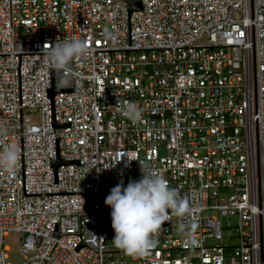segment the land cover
I'll list each match as a JSON object with an SVG mask.
<instances>
[{
	"label": "built area",
	"instance_id": "built-area-1",
	"mask_svg": "<svg viewBox=\"0 0 264 264\" xmlns=\"http://www.w3.org/2000/svg\"><path fill=\"white\" fill-rule=\"evenodd\" d=\"M139 1L0 0V146L18 161L0 171V264L7 233L33 253L22 264H264V0ZM70 38L88 52L51 69L45 50ZM138 162L190 213L130 257L104 200Z\"/></svg>",
	"mask_w": 264,
	"mask_h": 264
},
{
	"label": "clouds",
	"instance_id": "clouds-1",
	"mask_svg": "<svg viewBox=\"0 0 264 264\" xmlns=\"http://www.w3.org/2000/svg\"><path fill=\"white\" fill-rule=\"evenodd\" d=\"M87 52L86 44L80 39H57L45 50L43 62L53 70L62 71ZM121 115L135 123L141 118V109L134 102H129L121 110ZM17 162L14 144L0 146V171L13 175ZM138 163L140 178L129 180L127 185L122 181L117 183L104 200V204L111 209L112 244L130 257L143 256L155 245V234L170 215L182 220L190 213L188 201L170 188L163 176L151 167ZM196 227L195 223L181 222L176 229L188 238L190 245H194L196 241L192 234Z\"/></svg>",
	"mask_w": 264,
	"mask_h": 264
},
{
	"label": "rangeland",
	"instance_id": "rangeland-1",
	"mask_svg": "<svg viewBox=\"0 0 264 264\" xmlns=\"http://www.w3.org/2000/svg\"><path fill=\"white\" fill-rule=\"evenodd\" d=\"M26 117H28L32 123H38L39 121V116L35 112H30L29 114H25ZM109 222L111 224L110 217L108 218ZM221 223L223 227H227L228 229L225 233V235H229V238L227 241L230 244H235L236 239L232 237V232H234V227L236 226V219L231 217L230 219L227 218H222ZM103 230H106L105 227L103 226ZM23 236L22 234L19 233H7L3 237L2 244L7 248L6 252V263L7 264H22L26 259L30 258L33 253L28 252L26 254H21L19 252V249L21 248Z\"/></svg>",
	"mask_w": 264,
	"mask_h": 264
},
{
	"label": "water",
	"instance_id": "water-1",
	"mask_svg": "<svg viewBox=\"0 0 264 264\" xmlns=\"http://www.w3.org/2000/svg\"><path fill=\"white\" fill-rule=\"evenodd\" d=\"M123 1L128 7L129 12L139 11L141 9V4L139 0H123ZM58 165L59 163L55 164V167H57Z\"/></svg>",
	"mask_w": 264,
	"mask_h": 264
},
{
	"label": "snow or ice",
	"instance_id": "snow-or-ice-1",
	"mask_svg": "<svg viewBox=\"0 0 264 264\" xmlns=\"http://www.w3.org/2000/svg\"><path fill=\"white\" fill-rule=\"evenodd\" d=\"M242 35V34H241Z\"/></svg>",
	"mask_w": 264,
	"mask_h": 264
}]
</instances>
